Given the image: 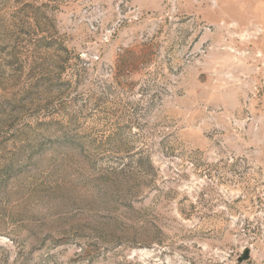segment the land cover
<instances>
[{"label":"rangeland","instance_id":"rangeland-1","mask_svg":"<svg viewBox=\"0 0 264 264\" xmlns=\"http://www.w3.org/2000/svg\"><path fill=\"white\" fill-rule=\"evenodd\" d=\"M0 264H264V0H0Z\"/></svg>","mask_w":264,"mask_h":264},{"label":"water","instance_id":"water-1","mask_svg":"<svg viewBox=\"0 0 264 264\" xmlns=\"http://www.w3.org/2000/svg\"><path fill=\"white\" fill-rule=\"evenodd\" d=\"M245 257H248V252L246 253V256Z\"/></svg>","mask_w":264,"mask_h":264}]
</instances>
